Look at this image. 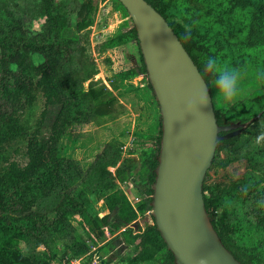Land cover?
Returning a JSON list of instances; mask_svg holds the SVG:
<instances>
[{
    "label": "trees",
    "instance_id": "obj_1",
    "mask_svg": "<svg viewBox=\"0 0 264 264\" xmlns=\"http://www.w3.org/2000/svg\"><path fill=\"white\" fill-rule=\"evenodd\" d=\"M38 1L44 25L34 37L23 35L18 22L11 16L7 18L8 11L0 10V25L4 28L0 30V264H52L54 260L67 264L68 260L86 253L85 248L70 245L62 248L58 259L48 250L35 252V248L43 245V234L60 232L58 222L48 224L45 216L35 211V205L62 188L64 174L76 169L73 161L56 154V144L64 130L72 124L98 125L113 120L109 110L110 91L95 88L96 83L90 82L83 92L82 84L97 74L93 62L87 61L83 49L80 52L74 40L61 36L68 27L82 34L92 26L95 12L92 0H75L76 7L69 11L56 0ZM143 1L170 27L208 91L209 82L226 80L249 68L259 71L258 79L264 91V0ZM192 8L195 13H187ZM96 49L98 53H111L113 61L105 59L111 68V84H108L111 90L138 75L144 76L132 28L103 41ZM76 54L78 68L70 72L64 62ZM32 55L41 61L33 64ZM145 84L150 91L148 83ZM37 94L42 99V109L29 130L20 117L35 102ZM263 98L264 92L253 100L234 104L223 113L212 106L216 124L246 123L254 119ZM259 119H263V114L245 130ZM157 126L155 136L144 137L151 141V147L139 154V171L133 175L127 160L113 173L119 185L128 181L133 184L137 202L132 205L121 190L109 192L102 197L107 213L100 218H88L82 227L89 239L95 238L93 244H98L96 250L101 256L96 264H106L102 256L110 252L114 254V264H149L154 260L157 264H173L153 225L138 233L131 228L138 217L150 211L159 119ZM259 128L254 136H258L262 147L242 156L249 172L248 180L220 195L216 188L205 185V174L201 187L203 207L213 230L240 264H264V257L256 253L258 250H248L242 244L251 235L264 238V120ZM241 133L217 144L210 167L223 151L232 158L240 154ZM18 142H22L21 148ZM18 154L22 155V164L12 160ZM224 200H236V207L229 211ZM245 204H249L245 211L238 210L237 206L242 208ZM65 206L79 214L66 193L59 203L60 208ZM21 244H25L26 254L21 252Z\"/></svg>",
    "mask_w": 264,
    "mask_h": 264
},
{
    "label": "rangeland",
    "instance_id": "obj_2",
    "mask_svg": "<svg viewBox=\"0 0 264 264\" xmlns=\"http://www.w3.org/2000/svg\"><path fill=\"white\" fill-rule=\"evenodd\" d=\"M57 4L66 7V10H73L76 7L75 0H56ZM95 7L93 24L85 33L77 34L71 27L62 31L61 36L65 39L74 40L77 49H83L87 61L93 62L97 74L82 84L83 92L86 91L90 82L96 83L95 88H103V91H110L111 102L109 110L113 115V120L102 124H72L67 127L56 144V154L58 157L74 162L73 171H68L63 176L62 188H58L54 193L44 200L37 201L35 211L44 215L48 224L58 222L59 233H45L42 235L43 245L34 249L35 252L42 253L48 250L60 256L64 246L83 247L86 253L70 259L82 258L80 264H96L100 253L97 252V245H94L95 238L90 239L83 233L82 227L88 218L104 216L107 211L102 205V197L114 190H121L133 205L136 195L133 184L130 181L119 185L113 179V173L120 163L129 161L132 166V173L139 171V154L151 147V141L144 139L145 136H155L158 130V111L151 93L145 88L136 86L131 79L122 84L115 85L116 90H111V68L105 62L108 59L113 61L111 53L97 52V46L103 41L112 38L117 33H121L131 28L130 20L125 11L112 0H92ZM38 0H0V10H6L12 19L18 22L19 31L26 37H34L41 33L44 25V17L40 11ZM195 8L201 10V6ZM187 13H195V9H189ZM5 16V13H1ZM1 18V17H0ZM1 21V20H0ZM4 29L0 25V30ZM81 52V51H80ZM78 55L71 60L64 62L66 68L71 71L78 68ZM33 64L41 60L38 56L32 55ZM259 71L249 68L239 75L226 80L209 82V94L213 108L218 112H226L236 103H243L246 100H253L263 94L262 83L258 79ZM109 97H105L107 99ZM42 109V99L36 95L35 102L21 113L20 120L27 129H32L39 113ZM254 119L257 120L259 114H263V119H259L253 127L241 133L240 141L243 143L240 154L234 158L223 151L216 157L212 167L206 172L204 183L208 187H214L220 195L226 194L233 186L240 185L248 180L249 172L243 155L262 147L258 136H254L264 120V98L259 101ZM262 112V113H261ZM21 148L22 142L17 143ZM231 158V160H229ZM12 160L22 164V155L12 157ZM66 193L73 200L78 213L65 206L59 207L63 194ZM227 209L236 207V200L229 202L224 200ZM249 207L245 204L238 210ZM245 211V210H244ZM248 211V210H247ZM227 219H231L230 214ZM152 225L149 212L138 217L132 224L133 232H141L146 226ZM85 229V228H84ZM104 236L108 238L107 232ZM248 249L258 250L256 253L264 257V238L259 239L251 235L242 241ZM20 250L26 254L25 244L20 245ZM106 264H114L113 252L102 256ZM69 261V260H68ZM52 264H61L54 260ZM149 264H157L156 260Z\"/></svg>",
    "mask_w": 264,
    "mask_h": 264
},
{
    "label": "water",
    "instance_id": "obj_3",
    "mask_svg": "<svg viewBox=\"0 0 264 264\" xmlns=\"http://www.w3.org/2000/svg\"><path fill=\"white\" fill-rule=\"evenodd\" d=\"M115 1L135 33L159 116L152 225L173 264H240L213 230L201 187L217 144L238 136L253 119L218 126L205 81L164 19L143 0Z\"/></svg>",
    "mask_w": 264,
    "mask_h": 264
},
{
    "label": "built area",
    "instance_id": "obj_4",
    "mask_svg": "<svg viewBox=\"0 0 264 264\" xmlns=\"http://www.w3.org/2000/svg\"><path fill=\"white\" fill-rule=\"evenodd\" d=\"M135 83V85L136 86H139V87H142L143 86V84H141L140 82H147V80H146V77H145V75L143 76V75H138L137 77H135V78H133L132 79ZM135 199L133 200V202H137V199H136V197H134ZM81 257L80 258H76V259H73V260H69L68 261V263L67 264H80V262H81Z\"/></svg>",
    "mask_w": 264,
    "mask_h": 264
}]
</instances>
